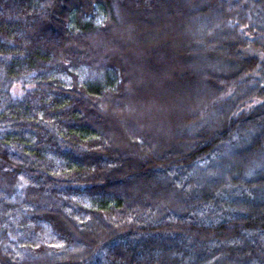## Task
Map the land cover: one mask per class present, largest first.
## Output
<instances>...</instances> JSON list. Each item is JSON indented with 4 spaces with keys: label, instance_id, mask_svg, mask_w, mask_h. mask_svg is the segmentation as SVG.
<instances>
[{
    "label": "trees",
    "instance_id": "obj_1",
    "mask_svg": "<svg viewBox=\"0 0 264 264\" xmlns=\"http://www.w3.org/2000/svg\"><path fill=\"white\" fill-rule=\"evenodd\" d=\"M187 1L0 0V264H264V0Z\"/></svg>",
    "mask_w": 264,
    "mask_h": 264
},
{
    "label": "rangeland",
    "instance_id": "obj_2",
    "mask_svg": "<svg viewBox=\"0 0 264 264\" xmlns=\"http://www.w3.org/2000/svg\"><path fill=\"white\" fill-rule=\"evenodd\" d=\"M188 1H187V3H188ZM202 4H205V2L204 1H200V2L198 1V3L195 6H193L191 4L190 5L188 4L187 7L188 8L190 7V9L188 11H190L193 7H196V6L202 5ZM184 26H185V24L182 23L181 27H184ZM188 33H189V28H186V29L183 28L182 29V35H185V34L187 35ZM183 38H186V37L183 36ZM187 44L190 47V42H188V40H187ZM183 46H184V48H186V42L184 43ZM247 51H248V53H256L257 54V52H255L253 50H247ZM190 64L191 63L188 62L186 65L182 66L184 68V71H183L184 74H182V75L178 74L177 75V78H178L179 82H183L187 77H191V75L194 74L193 73L194 70L192 71V73L189 72V69L192 67V64L191 65ZM229 64H228V62L225 63V64H223V63L217 64L216 63L214 65L203 63L202 66L197 65V67L199 68V71L203 70V73L201 74V78H203L204 77L203 75L205 74V72L207 70H211V69H216L217 71L226 70V69L229 68V66H230ZM140 85H142V83H140ZM162 98H163V96H162ZM173 109L176 110V111L180 110V108L177 107V106L173 107V105L170 106L169 104L164 106L163 100H162L160 104H158V105H156L154 107L148 108V110L145 111L147 113V115H146L147 123H149L150 126H153L159 132V134L161 136L172 137V136H175L178 133H182V131L185 130L184 128L179 127V125L177 124L176 121L172 122L171 124L168 122L170 124L169 126L166 123V120L164 119V117H166V114L167 113L169 114V111L170 110L172 111ZM189 111L190 110H188V112ZM180 112H184V111L182 110V111H179V113ZM122 128H123V130L126 133H128L127 128H125L124 126H122Z\"/></svg>",
    "mask_w": 264,
    "mask_h": 264
}]
</instances>
